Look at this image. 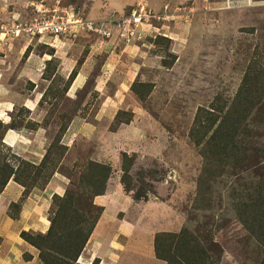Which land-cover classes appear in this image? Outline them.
<instances>
[{
  "label": "rangeland",
  "instance_id": "374dc122",
  "mask_svg": "<svg viewBox=\"0 0 264 264\" xmlns=\"http://www.w3.org/2000/svg\"><path fill=\"white\" fill-rule=\"evenodd\" d=\"M97 1L101 11L109 2ZM91 2L28 0L9 7L11 0H0V85L41 97L39 124L26 121L31 113L24 108L17 107L13 116L29 130L43 129L50 140L41 170L23 171L25 180H36L32 188L27 182L28 190L42 188L58 173L68 183L65 193L79 192L85 214L96 193L88 186L90 163L110 166L135 200L165 201L169 184H183L173 206L181 228L165 233L187 228L198 235L201 228L202 246L219 264H264V242L251 238L234 218L224 189H216L211 201L197 198L203 168L197 144L212 134L245 77L256 76L246 87L263 93L257 96L261 113H250L248 120L264 117V0H134L122 11L105 9L96 19L87 17ZM38 3L74 11L81 21L76 35L11 38L10 29L28 23L32 4ZM87 21L97 30L84 29ZM249 148H256L253 142ZM0 149L4 159L8 147ZM259 159L264 162V156ZM206 203L212 208L203 209ZM55 209L52 197L49 221ZM16 212L11 206L10 215ZM147 240L134 248L143 249ZM28 245L30 251L1 252L0 264H42L39 251Z\"/></svg>",
  "mask_w": 264,
  "mask_h": 264
},
{
  "label": "trees",
  "instance_id": "16d2710c",
  "mask_svg": "<svg viewBox=\"0 0 264 264\" xmlns=\"http://www.w3.org/2000/svg\"><path fill=\"white\" fill-rule=\"evenodd\" d=\"M256 81V76L245 77L235 99L225 108L226 110L224 109L225 111H220V121L212 134L203 143L197 144L203 158V168L197 180V198L201 202L211 201L216 189H224L228 195L229 205H233L234 218L248 230L251 238L264 242V162L259 159L264 156V117L248 120L250 113H261L260 107H257L259 102L257 96L262 97L263 93L253 92L248 89V86L246 87L250 83L255 84ZM17 120L18 118H15L7 126L0 122V147H5L2 139L8 129L16 130L23 127ZM215 120L213 118L211 124ZM255 124L256 127H254ZM251 142L256 147L254 150L249 148ZM247 150L252 151L253 159L246 152ZM6 152L4 159H1L0 149V194L12 178L24 188L23 195H26L31 190H28L27 182H33L32 188L36 186V180H25L23 171L34 169L39 172L44 160L48 157V149L38 166L17 158L9 148ZM7 157H11L18 164L16 166L10 164ZM256 159L258 162L252 169L251 163H254ZM89 165L91 167L90 171L89 169L87 171L89 172L88 186L94 188L96 192L94 197L102 195L111 175V167L100 163ZM53 175L49 176L43 187ZM216 184H222V186L216 187ZM65 191L61 196H53L56 209L51 215L50 225L45 234L25 231L20 233L24 241L39 251V260L42 264H81L78 263L79 256L102 213V208L96 206L93 199L91 207L85 210V214L80 213L84 210L77 201L79 192L65 193ZM202 208L211 209L212 206L206 203L202 205ZM92 209L96 212L95 215H91ZM201 230L197 228L198 235L189 234L187 228L178 234L165 232L156 234L155 256L166 264H219L220 259H216L211 251L203 248L202 245L206 241L202 239ZM91 264H98V260L95 259Z\"/></svg>",
  "mask_w": 264,
  "mask_h": 264
},
{
  "label": "crops",
  "instance_id": "0c3cea01",
  "mask_svg": "<svg viewBox=\"0 0 264 264\" xmlns=\"http://www.w3.org/2000/svg\"><path fill=\"white\" fill-rule=\"evenodd\" d=\"M11 1L9 7L22 5L28 0ZM91 1L93 7L87 17L96 19L107 13L105 9L122 11L134 0H109L102 11L97 0ZM40 101L41 97L36 98L33 90L21 94L12 91L9 84L0 85V122L9 125L15 120L14 110L19 107L31 113L26 121L39 124L40 116L37 113L41 110ZM2 143L19 159L38 166L43 161L50 140L43 129L36 126L29 130L23 126L16 130L8 129ZM114 174L108 178L104 193L93 198V203L102 208V213L79 256V262L83 259L84 264H91L97 259L98 264H163L155 258L153 239L156 233L175 232L181 228V214L175 212L173 206L177 202L176 197L184 189L183 184H169L171 191L165 201H140L124 191L121 182L113 177ZM67 186L65 177L55 173L43 188H35L23 195L24 188L11 178L0 194V253L8 250L14 254L24 248L30 251L32 248L19 237V233L45 234L50 225L51 198L63 195ZM13 205H18L15 217L10 215ZM142 238H148L149 244L143 249L134 248L133 245L138 246ZM35 259L34 256L32 260Z\"/></svg>",
  "mask_w": 264,
  "mask_h": 264
},
{
  "label": "built area",
  "instance_id": "2783aa9c",
  "mask_svg": "<svg viewBox=\"0 0 264 264\" xmlns=\"http://www.w3.org/2000/svg\"><path fill=\"white\" fill-rule=\"evenodd\" d=\"M34 17L26 24H19L10 30V37L17 38L24 35L29 39H40L50 37H69L75 36L77 24L81 21L75 16L74 11L68 10L58 5L45 6L42 3L32 4ZM139 17L134 18L137 22ZM84 29L96 31V23L93 21L84 22ZM75 34V35H74Z\"/></svg>",
  "mask_w": 264,
  "mask_h": 264
},
{
  "label": "clouds",
  "instance_id": "9594fccd",
  "mask_svg": "<svg viewBox=\"0 0 264 264\" xmlns=\"http://www.w3.org/2000/svg\"><path fill=\"white\" fill-rule=\"evenodd\" d=\"M39 4V3H38ZM43 4V3H42ZM49 6H52V5H49ZM69 37H71V36H69ZM50 38H58V37H50ZM79 263V262H78Z\"/></svg>",
  "mask_w": 264,
  "mask_h": 264
},
{
  "label": "bare ground",
  "instance_id": "6f19581e",
  "mask_svg": "<svg viewBox=\"0 0 264 264\" xmlns=\"http://www.w3.org/2000/svg\"><path fill=\"white\" fill-rule=\"evenodd\" d=\"M80 263V262H79ZM82 264V263H81Z\"/></svg>",
  "mask_w": 264,
  "mask_h": 264
}]
</instances>
